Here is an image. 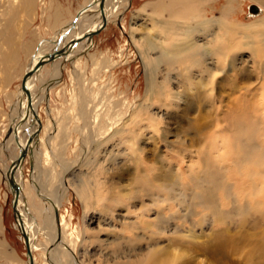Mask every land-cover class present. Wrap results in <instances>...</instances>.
Masks as SVG:
<instances>
[{
  "label": "rangeland",
  "instance_id": "rangeland-1",
  "mask_svg": "<svg viewBox=\"0 0 264 264\" xmlns=\"http://www.w3.org/2000/svg\"><path fill=\"white\" fill-rule=\"evenodd\" d=\"M48 1L45 0L44 4ZM65 1L61 5L52 0L53 5L60 8L63 19L74 15L84 0ZM159 2L160 0H130V6L124 10L121 22H110L106 28L101 29L94 36L95 46L89 53L76 59L79 69L84 72L87 101H82L85 96L80 93L72 61L65 63L62 75L46 91V100L39 108L40 117L44 125L52 118L57 119L58 126L66 129L68 135L63 147L66 158H77L83 145V136L77 127L83 123L80 111L84 106L88 111H97L98 120V138L91 143L90 153L71 166L67 171L66 181L65 175H62L67 195L62 201L60 215L58 214L60 225L66 226L67 241L75 240L74 257L78 264H145V260L147 264H264V177L253 174L260 172L258 165L253 167L250 164L249 168L227 167V163L232 164L240 150L241 140L234 133V127L235 118L245 113V105L239 100L243 90L238 87L237 90L229 89L225 81L221 82L223 101L218 112H210L206 132L201 137L191 139L193 133L189 129V122L194 116L193 112L185 114L181 107L155 104L146 113L155 111L161 115L157 123L159 134H156L155 126H149L148 123L135 139V144L133 141H125L128 130L130 134L137 128L135 119L146 116L143 110L137 113L134 111L146 98L150 71L133 43L132 34L137 40H152V47L146 48L151 57L150 66L156 70V81L164 83L167 89L180 92V106L185 104V94L194 92L188 90L186 81L174 71V65L178 62L172 65L163 61L156 63L155 57L163 51L162 45H168L167 42L173 40L160 43L163 21L172 18L174 11L164 9L156 13L154 8ZM37 3L32 18L24 12L14 13L15 24L10 29V37H16L18 56L12 64L9 80L2 78L5 65L0 64V87L10 83L9 91L17 90L20 86L21 77L12 78L17 74L22 75L28 49L40 38L50 37L54 31L49 26L54 25L53 17L46 18L41 12L43 3ZM225 3L227 0H215L217 8L213 13L219 15L221 6ZM252 3L254 2L251 0H241L237 5L234 4L231 15H226L225 18L231 22H247L264 15V7L257 3L255 4L262 9V13L252 15L249 10ZM93 7L94 4L88 11ZM207 11L211 15L210 7ZM23 20L25 22L19 26L18 22ZM188 27L191 29L193 24L186 25L182 31ZM174 36L172 35L173 38ZM181 36L185 41L193 38L192 34L190 37L185 34ZM4 37L3 33L1 38ZM250 53L249 50L239 49L237 63L246 62L251 65ZM252 81L260 86L263 82L255 77ZM241 83L244 80H240L239 84ZM263 92L264 89H260L255 95L247 96V99L255 102L253 115L257 118H260V97H263ZM4 94V108L10 111ZM7 122L8 119L3 125ZM2 128L0 124V140ZM255 128L254 141L252 142L251 134L250 144L252 142L254 147L262 150L260 140L264 124L259 123ZM220 135H226V138L229 136L231 142L227 147L223 146L218 152L211 154V146ZM61 138L62 135H58L55 141L56 147L58 145L60 149L58 143ZM191 142H194V146L190 148L195 153L192 157L195 168L189 171L187 165L191 161L186 154L182 162L184 184L177 183L169 191H155L149 166H159L153 173H169L178 181L175 162L171 166L161 162V168L158 162L162 153L180 146H190ZM133 145L137 147L136 151L131 149ZM220 156L229 158V161L223 162ZM50 159L48 152L43 160L45 166L50 165ZM57 170L60 171L61 167L57 166ZM35 171L32 159L24 160L21 169L23 179L19 182L26 185L24 193H33L39 188L35 184ZM42 179L43 175H39V180ZM147 185H152L153 189L150 191ZM145 187L147 190H144ZM165 194H171L170 198L166 200ZM254 198L258 202L251 204ZM16 217L13 194L3 179L0 181V264H25V260L29 262ZM153 229H158L156 235L152 234ZM40 234L42 236L32 238L33 242L37 240L39 243L38 248L31 250L34 262L49 264L45 249L48 245L46 235ZM152 249H158L156 255H149ZM12 255L18 259L16 262L12 260Z\"/></svg>",
  "mask_w": 264,
  "mask_h": 264
},
{
  "label": "bare ground",
  "instance_id": "bare-ground-1",
  "mask_svg": "<svg viewBox=\"0 0 264 264\" xmlns=\"http://www.w3.org/2000/svg\"><path fill=\"white\" fill-rule=\"evenodd\" d=\"M38 1L41 4L43 3V7L41 8L42 14H45L48 19L53 17L54 25L49 24V26L51 25L54 31L50 37L40 38L41 40L35 44L33 43L34 46L28 49L29 53L26 55L28 57L27 63L22 69V75L17 74L12 78L13 80L14 77H21L19 88L9 91L10 83L0 87V124L3 127V135L0 140V181L4 179L11 192L13 190L16 192L15 216H17V223L21 227L20 230H23L28 236L30 249L33 251L38 248L39 243L37 240L33 242L32 238L34 236L38 238L41 235L40 233H43L46 235L48 244L45 249L49 264H78L74 257L75 240L74 242L73 240L71 242L67 241L65 236L66 226L60 225V217H58L62 201L67 195V186L64 185L62 175H65L66 181L67 171L77 160H81V157L83 159L84 155L89 154L91 151V143L97 141V111H88L85 106L83 109L80 108L82 109L80 114L83 123L77 127V130L83 136V145L77 158L73 159V161L72 159L66 158L63 153L65 149L63 147L66 145L68 135L66 129L60 125L58 126L57 119L52 118L44 125L40 117L39 108L42 102L46 100V91L48 92L51 84L64 72L67 61H72L73 72L80 85V93L82 96H85L82 101L84 99L87 101L84 92V72L79 69L76 64V59L85 53L87 54L95 46L94 44L96 42L94 40L95 34L92 37L85 34L97 31L98 29H104L110 22H121L124 10L130 6V0H104L102 9H100V0H84L82 3L80 2V7L76 10L75 14L72 16L69 15L70 17L65 19L61 18L60 8L55 7L53 5L54 1L52 2V0H49L47 4H44L45 0H0V64L3 63L5 65V74L2 77L5 81L10 79L12 64H14L18 56L16 37H10V29L15 24L14 13L24 12L28 17L32 18ZM240 1L227 0V3L221 6V13L219 15L213 13L214 9L217 8L215 0H160L157 4L158 7L155 5L154 11L156 13L164 9L174 11L172 18L163 21V29L160 31L163 34L160 36V43H166L167 40L173 39L172 35L178 37L185 34L187 37H190V34H192L193 38H191V41H185V38H182L170 50L174 52H183L190 49L195 50L190 58L174 65V71L176 70L177 76L186 81L188 90H194V92L185 94V104L184 106H180L179 102L180 98H182L180 92L167 89L164 83H160V81L158 83L156 81V70L154 69L155 67L150 66L151 57L146 48L147 46L152 47V40L149 38L137 40L132 34L133 43L139 49L144 65L150 70L148 71L149 84L146 98L138 105L139 107L134 113L142 110L145 113L149 112L150 107L155 104H163L168 107L172 106L171 108L181 107L185 114L193 112L194 116L189 122V129L193 133L191 139H195L205 134L207 124L209 123L210 112L212 110L218 112L220 108L223 101L220 93L221 82L225 81L229 89L232 90H237L238 87L239 90H243L239 100L245 105L243 108L245 113L239 114L235 118L234 133L238 136V140H241L239 141L240 147L238 148L240 150H237L239 154L236 159L232 160V164L230 162L227 163L229 165L227 167L239 166L240 168H249L250 164H253V167L258 165L260 172L257 171L253 174L258 176L261 174L264 177V155H261V153L264 154V133L261 135V140L257 138L263 144L262 150L261 148H257L253 153L248 152L252 148H256L254 147L255 145H252L256 125L259 123L264 124V92L263 97H260L262 98L259 107L261 112L260 118L253 115L254 100L253 103L249 98L247 99L249 94L255 95V92H258L260 89L263 91L264 89V15L247 22L228 21L225 16L231 15L230 12L234 10V4L237 5ZM251 1L264 7V0ZM93 4V9L88 11L89 8H92ZM209 7L211 8V15H208L207 11ZM259 9V13H262V9L260 7ZM156 13L153 12V14ZM251 14L254 16L258 15V13ZM7 15L8 18H6ZM22 22L25 21L18 22V25L23 24ZM191 23L193 24L191 29L188 27L185 31H182L186 28V25H190ZM3 33L5 37L2 39ZM20 37L18 38L20 39ZM167 43L169 44V42ZM4 45H10V47H4ZM61 48L65 50L63 53L55 55L52 59L48 58V54L56 52ZM239 49L249 50L251 52V65H248L246 62L237 63L239 60L237 58ZM81 50L83 52H80ZM40 60L42 63L35 67ZM155 60L156 63L157 61H163L170 65L176 63L173 59L164 58L162 52L155 57ZM48 65L50 66L48 67ZM26 73H28V76L24 83L29 96L22 87V79ZM254 77L263 80L261 86L252 81ZM240 80H244V83L239 84ZM2 94L5 95V102L9 106L10 111L4 108ZM160 116L155 111H151L150 114L146 113L145 118L135 119L137 128L130 134L129 130L128 133L126 132L125 141H133V144H135V139L137 140V136L143 128L148 126V123L149 126H155L154 130L156 134H159L160 128H158L157 123H159ZM7 119V124L3 125ZM131 119L132 117L129 118V120ZM56 130L59 132L57 133ZM53 131L57 134L55 135ZM251 134L253 136L250 144L246 140L251 138ZM58 135H62L58 143L61 149L58 145L56 147L55 144ZM230 140L229 136L226 138V135H220L217 140H214L209 152L215 154L223 146L227 147L231 142ZM192 146H194V142H191L190 146L177 147L173 151L162 153L159 159L160 162H158V165H160V168L161 162H166L169 166L175 162L178 170L176 173L178 181L170 176L169 173H165V175H161L157 171V173H153L159 166H155V164L149 166V170L152 172L150 178L152 182L154 181L153 187L155 186V191H169L173 190V186L177 183L180 185L184 184L185 174L182 162L186 154L190 156L191 161L187 165L189 171H193L195 168L194 163L192 164V157L195 154L194 150L190 148ZM23 148L26 151V156L21 162L11 167L12 162L17 158ZM131 149L136 151L137 147L133 145ZM48 152L51 155L50 165L45 166L43 160L48 155ZM198 154L201 155V153ZM6 155L8 156L7 159ZM28 158L32 159L33 169L36 170L34 176L35 184L39 185V188L33 193H24L26 191V185L24 182L19 184L23 179L21 169L23 168L24 160ZM220 159L222 161L224 160L223 162L229 161V158L224 159L221 156ZM57 166L61 167L60 171L57 170ZM11 171L13 172L16 188H13L9 182ZM39 175H43L42 181L39 180ZM147 188L151 191L152 185H147ZM147 188L145 187L144 190H147ZM170 196L171 194L169 196L166 195V200ZM157 233L158 229L152 230L153 235ZM32 251L31 256L26 251L27 260L30 262L31 259L33 264H35ZM157 252L158 249H152L149 255H156ZM12 260L16 262L18 259L13 256ZM23 263L28 264L26 260ZM145 264H147L146 260Z\"/></svg>",
  "mask_w": 264,
  "mask_h": 264
},
{
  "label": "water",
  "instance_id": "water-1",
  "mask_svg": "<svg viewBox=\"0 0 264 264\" xmlns=\"http://www.w3.org/2000/svg\"><path fill=\"white\" fill-rule=\"evenodd\" d=\"M103 1H104V0H100V9H102V7H103ZM249 10H250V12H252V13H257V12H259L260 9H259V7H258L257 4L252 3V4L250 5V7H249ZM99 31H100V29H98L97 31L90 32V33L85 34V35H88V36L92 37L94 34L98 33ZM72 41H73V40H72ZM64 51H65L64 48H61V49L57 50L56 52H53V53H51V54H48V58H51V59H52L55 55H57V54H59V53H63ZM41 63H42V61L40 60V61L36 64L35 67L39 66ZM27 76H28V73H26V74L23 76V79H22V87H23V90L26 91V93H27L28 96H29L28 90L26 89V87H25V83H24V82H25V79L27 78ZM25 156H26V151H25V149L23 148V149H21V151H20L19 155L17 156V158L12 162L11 167H12L13 165L15 166L16 164H18L19 162H21V161L24 159ZM9 182L11 183V185H12L13 188H16V187H15V186H16V185H15V180H14L13 172H12V171H11V174H10ZM12 194L14 195L13 206H14V211H15L16 201H17V198H16V192L13 190V191H12ZM21 233H22V235H23V237H24V240H25V246H26L27 254H28L29 256H31V249H30V245H29V241H28V236H27V234H26L23 230H21ZM29 264H33V261H32L31 259H30Z\"/></svg>",
  "mask_w": 264,
  "mask_h": 264
},
{
  "label": "clouds",
  "instance_id": "clouds-1",
  "mask_svg": "<svg viewBox=\"0 0 264 264\" xmlns=\"http://www.w3.org/2000/svg\"><path fill=\"white\" fill-rule=\"evenodd\" d=\"M180 39H182V36L174 37L173 40L169 41L168 45H162L163 51H162V56L166 59H173L176 62H181L185 61L188 58H190L193 55V52L195 51L194 49H190L188 51H183V52H174L171 51L170 49L173 48V45L177 43ZM246 141L250 142L251 139H247ZM258 147L252 148L248 152H253L256 151ZM258 201L256 198H254L251 202V204H256Z\"/></svg>",
  "mask_w": 264,
  "mask_h": 264
},
{
  "label": "crops",
  "instance_id": "crops-1",
  "mask_svg": "<svg viewBox=\"0 0 264 264\" xmlns=\"http://www.w3.org/2000/svg\"><path fill=\"white\" fill-rule=\"evenodd\" d=\"M57 2H59L61 5H63L64 4V0H56ZM67 1V0H66ZM65 1V2H66ZM48 35V34H47Z\"/></svg>",
  "mask_w": 264,
  "mask_h": 264
}]
</instances>
